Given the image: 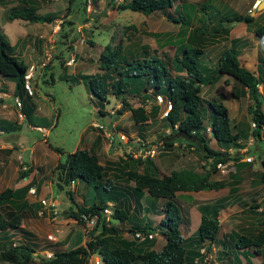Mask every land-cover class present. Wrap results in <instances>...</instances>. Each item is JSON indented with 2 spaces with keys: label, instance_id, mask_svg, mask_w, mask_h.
I'll return each instance as SVG.
<instances>
[{
  "label": "rangeland",
  "instance_id": "374dc122",
  "mask_svg": "<svg viewBox=\"0 0 264 264\" xmlns=\"http://www.w3.org/2000/svg\"><path fill=\"white\" fill-rule=\"evenodd\" d=\"M5 1V4H0V30L28 65L26 75L30 97L22 103L32 102L33 107L29 112L32 121L29 122L21 107L14 103V96L10 92L12 81L0 76V116L17 125V129L10 132H0V190L5 186L16 190L27 183L29 187H34L33 195L27 191L23 195L27 205L21 226L28 233L14 232L9 238L11 242L32 240L36 243L34 257L28 264H41V258L53 246L69 247L78 238L83 244L89 236L92 217L81 225L68 215H63V208L71 200L64 192L56 190L51 181L50 169L54 163L63 161L66 151L75 148L93 149L99 163L106 164L108 161L106 175L119 185L122 192L116 205L123 207L127 216L117 219L113 218L112 213L105 212L102 219L105 223L126 231L124 235L128 238H132L129 227L144 221L153 223L161 216L158 214L161 198L144 192L137 201L128 192L122 191L123 187L128 189L131 183L125 180V174L114 163L122 157L125 162L119 160V165L123 169L140 170V164L135 163L132 153H137L143 142L156 146V153L152 158L158 174L168 173L170 169L179 167L197 172L207 169L210 178H223L228 180V185H235L233 192L229 193L226 185L209 190L204 196L210 202V196L229 193L225 207L217 215L219 227L215 241L203 240V243L208 242L205 250L211 258V264H218L216 251L222 246L218 244V239H227L231 230L239 234H249L261 226L264 197L257 172L262 167L260 158L264 157V132L260 131L258 135L252 133L251 115L246 111L250 99L246 93L240 92V87L231 74L221 73L212 83H202L199 92L203 102L210 97L225 104L233 122L232 128L239 133V146H231L228 152L240 153V157L237 161H233L232 157L229 161H224V172L214 164L210 166L211 158L204 150L200 151L180 142L181 140L172 141L169 148L163 145L161 136L167 132L160 114V109L165 104L163 100L159 103L155 116H149L141 133H138L128 110L115 112L120 106L118 97L107 94V99L102 101L103 106L98 112V102L85 86L84 80L78 78V74H91L94 71L100 73L98 52L105 47L114 50L120 46L122 49L132 50L133 55H139L134 52L145 48L147 52H153L163 59L165 56L170 57L179 36L183 35L185 38L187 34H199L196 28L202 24L210 5L229 6L240 13L250 10L252 20L224 21L226 32L212 34L211 26L216 24L217 15L209 17L207 24L203 26L205 32L198 43L204 50L198 57L199 61L213 66L217 54L230 45L233 37H239L243 43L237 58L240 64L256 73L257 55L264 53V46L253 29L264 21V1L257 8L261 0H173L174 3L184 4L188 9L190 7L189 21L185 26L180 22H171L160 10L143 14L127 7H116L115 0L113 5L106 3V0H35L38 11L53 14L51 21L10 19L7 16V7L17 0ZM84 4L85 8H82ZM181 27L184 28V33L180 31ZM195 39L192 40L194 44ZM70 77L78 79L71 80ZM257 86L260 88V83ZM133 104L136 105L137 102ZM148 107L149 103L145 104L144 109ZM94 121L102 124V127L93 125ZM35 124L47 128V132L44 128H35ZM119 131H125L126 138L122 137L123 140H120L119 136L116 137ZM206 141L211 148L221 150L212 137L207 136ZM55 146L60 151L54 150ZM247 157L250 159H246ZM28 166L30 169L22 175L20 171L26 170ZM230 172L233 174H229ZM92 189L82 181L70 183L71 196L79 204L91 200ZM207 190L203 188L199 192ZM179 191L186 192L177 189L174 197L183 216L185 214L191 217L189 225L194 229L199 215L196 219L195 215L192 216L193 208H189L188 213L187 206L190 204L185 197L194 196V193H185L187 195L184 196ZM95 193L93 192V196L97 198ZM39 197L45 200L43 206ZM252 203L258 206L251 207ZM114 205L115 201L112 200L109 205L111 210ZM39 207L42 212H38ZM181 227V233H187L186 226ZM163 242L164 237L158 232L151 247L158 249ZM42 246L46 247L41 248ZM261 252L262 254L249 256L250 264H264V250ZM238 259L240 264H246L242 254H238ZM88 260L92 264H103L96 253H91ZM194 262L198 264L197 257ZM219 263L233 264L232 254L223 255Z\"/></svg>",
  "mask_w": 264,
  "mask_h": 264
},
{
  "label": "trees",
  "instance_id": "16d2710c",
  "mask_svg": "<svg viewBox=\"0 0 264 264\" xmlns=\"http://www.w3.org/2000/svg\"><path fill=\"white\" fill-rule=\"evenodd\" d=\"M114 0H106L113 5ZM116 7H127L131 10L141 11L147 14L152 10H160L171 22H180L185 26L190 17L188 7L178 4L173 0H115ZM0 0V4H5ZM170 7L172 9L170 10ZM82 8H85V4ZM202 8V6H200ZM35 0H17L7 7L8 18H20L27 21H51L53 14L38 11ZM217 15L216 24L211 26L212 34L225 33L224 21H251L250 10L240 13L229 6H209V9L196 28L199 34H187L178 37L174 50L170 57L165 59L156 56L153 52H147L145 48L135 51L139 55H133L132 50L116 47L114 50L105 47L98 52V67L101 72L94 71L91 74L79 73L78 78L84 80L85 86L93 93L98 102L97 110L103 106L107 94H112L120 99V106L116 113L123 109L129 111L137 131L144 128L146 119L155 116L159 107L155 94H160L162 100L169 102V107L163 116L167 132L161 136V142L166 148L172 145V141L181 140L185 144L202 151L211 158L210 166L217 161H226L230 157L237 161L240 153H229L228 148L239 146L237 142L239 133L233 130V122L227 113V107L221 100L207 98L205 102L200 95L202 83H212L221 73L231 74L238 83L241 93H246L250 99L246 111L251 115L252 133L258 135L264 126V53L258 54L256 73H253L240 64L237 53H240L242 45L239 37H233L229 46L223 48L216 57L213 66L199 61V55L204 51L198 43L205 32L203 26L207 19ZM255 35L260 38L264 46V21L254 29ZM180 31L183 33L184 28ZM194 31V30H192ZM224 31V32H221ZM193 38L195 44L192 43ZM27 63L18 55L14 45L10 43L6 35L0 30V76L13 81L12 95L21 100V110L28 118L32 102L24 104L30 97L24 87ZM71 80L78 78L70 77ZM260 83V88L258 85ZM133 100V101H132ZM133 102H137L136 105ZM149 107L145 110V104ZM208 126V127H207ZM17 125L8 118L0 116V132H10ZM207 136L212 137L222 150L213 149L207 143ZM54 150L60 151L58 146ZM135 163L140 164V170L123 169L119 160L114 162L117 169L125 174V180L131 185L123 187L122 191L128 192L138 201L143 191L161 198L162 202L158 210L160 218L155 222L144 221L129 227L133 231L152 230L159 232L164 237V242L158 249H153V237H147L140 241L125 237L122 230L103 221L102 208L107 201H115L112 207L113 218H126V210L116 204L122 196L120 188L106 175V164L99 163L97 153L90 148H75L67 150L63 161H56L51 170V181L55 189L65 193L69 198L63 208V215H68L75 222L84 225L86 220L95 215L91 228L88 230V238L83 244L78 238L72 246L63 248L52 247L50 256H43L41 264H91L89 256L96 253L103 264H196L194 258L200 254L197 248L202 241L215 240L218 231V209L225 205L230 192L235 190V185H228V180L223 178H210V172L205 169L202 172L185 168L170 169L168 173L158 174L152 156L135 157ZM261 168L257 172L262 197H264V157L260 158ZM122 164V163H121ZM20 171L25 175L29 170ZM229 174H233L230 172ZM82 181L88 187H92L98 197L91 193V200L77 203L71 196L70 183ZM228 185V192L219 196L217 200L202 201L197 204L200 217L193 234L187 238L182 237L179 230V221L183 219L179 203L174 199V191L198 190L203 188L217 189ZM29 188V183L13 190L5 186L0 190V264H28L34 257L35 242L32 240H20L11 242L9 238L14 232L27 234L21 226L25 214L27 200L23 195ZM95 193V194H96ZM258 204L252 203L251 207ZM260 227L253 233L239 234L231 230L226 238L218 239L222 245L216 251L219 259L227 253L232 254V263L240 264L238 254H242L246 264H250L249 256L264 250V216L260 220ZM46 246H42L44 248Z\"/></svg>",
  "mask_w": 264,
  "mask_h": 264
},
{
  "label": "built area",
  "instance_id": "2783aa9c",
  "mask_svg": "<svg viewBox=\"0 0 264 264\" xmlns=\"http://www.w3.org/2000/svg\"><path fill=\"white\" fill-rule=\"evenodd\" d=\"M255 1H257V0H255ZM70 57H72V56H70ZM27 77H28V76L25 74L24 87L30 92V88L28 87V83H27ZM155 97H156V100H157V101H161V100H162V97H161L160 94H155ZM14 101H15V104H16L17 106H20V101H19V99H18L17 97L14 98ZM167 107H169L168 104H167L164 108H162L160 114L165 115V112H166ZM18 114L21 115L20 112H19ZM94 124H95V125H98V127H102V124L98 123L97 121L94 122ZM251 126H254V122H251ZM207 127H208V126H207ZM262 129L264 130V127H262ZM107 135H108V134H107ZM119 136H120L121 138L124 137V133H120ZM155 153H156V146L153 145V144H151V145L146 146V147H145V146H141V147L139 148V151H138L137 153H132V154H133L134 156H135V155H140L141 157H145V156H147V155H154ZM246 159H250V158L247 157ZM224 164H226V163H224V162H222V161H217L216 164H215V166H216L219 170H221L222 172H224V170H222ZM33 188H34V187H29V188H27V192H28L29 194H31V195H33V193H34V189H33ZM39 200H40V202H41V204H42V206H43L44 203H45L44 198L39 197ZM42 211H43V210L41 209V207H39L38 212H42ZM104 211H105V212H109V209L105 207V208H104ZM133 235H134L137 239H142V238H144L145 236H150V235H151V232L144 233V232H141V231H135V232L133 233ZM205 247H206V244H203L201 247H199V253H200L201 255L197 258V263H198V264H211V263H212L211 258L209 257V254H207V250H205ZM45 253H46L47 256L51 254L50 252H45Z\"/></svg>",
  "mask_w": 264,
  "mask_h": 264
},
{
  "label": "crops",
  "instance_id": "0c3cea01",
  "mask_svg": "<svg viewBox=\"0 0 264 264\" xmlns=\"http://www.w3.org/2000/svg\"><path fill=\"white\" fill-rule=\"evenodd\" d=\"M4 33V32H3ZM5 34V33H4ZM7 37V36H6ZM9 40V39H8ZM10 41V40H9ZM11 43V42H10ZM12 44V43H11ZM17 53V52H16ZM18 54V53H17ZM1 78H2V76H1ZM8 79V78H7ZM3 81L5 80V79H2ZM10 80V79H9ZM12 81V80H11ZM12 88H13V81H12V86H11V89H10V92H12ZM0 92H2V90H0ZM33 107V106H32ZM38 125H40V124H38ZM41 126V128L43 129L44 127L42 126V125H40ZM44 129H46V132H47V128H44ZM123 132H125V131H123ZM139 133V132H138ZM127 134V133H126ZM260 184V183H259ZM117 185V184H116ZM117 186H119V185H117ZM206 189H208V188H206ZM177 190V189H176ZM176 190L174 191V194L175 193H177L176 192ZM200 190H202V189H198V190H185L186 192L185 193H190V195H192V193H194L193 195L194 196H185V195H187V194H185V193H181L180 191V194L181 195H184L186 198H187V202L190 204V205H188L187 206V208H188V213L190 212L189 211V208H193L192 209V211H191V214H192V216L193 215H195V219H196V217H198V215H199V217H200V211L198 210V208H197V204L198 203H201L202 201H207V199L204 197L207 193H208V191L209 190H212V189H208L207 191H205V192H203V193H201V192H199ZM213 190H215V189H213ZM181 191H184V190H181ZM195 193H196V195H195ZM224 195V194H223ZM219 196H222V195H219ZM219 196H216V197H212V196H210L212 199H211V201H214V200H217L218 199V197ZM173 197H174V195H173ZM195 197H197V198H195ZM174 199H175V197H174ZM176 200V199H175ZM210 201V202H211ZM186 202V204H188ZM108 203H111V201H108ZM225 205H226V202H225ZM225 205L223 206V207H221V208H219L218 209V212L221 210V209H223L224 207H225ZM181 209V208H180ZM182 213V212H181ZM183 214V213H182ZM217 215H218V213H217ZM185 216V217H184ZM184 216H183V219L182 220H180L179 221V223H178V225H179V230H180V233H181V225L183 226V227H185L186 226V228H187V233H185V234H182L181 233V235H182V237H187V238H189L192 234H193V231H194V229L196 228V224H197V222H198V219H197V222L196 223H194V225H195V227H194V229H192L191 228V226L189 225L190 224V219H191V217H189L188 215L186 216L185 214H184ZM121 229V228H120ZM122 232V234L124 235L125 233H127L126 231H124V230H122L121 231ZM125 236V235H124ZM229 236V234H227V237ZM126 237V236H125ZM154 237H155V235H154ZM154 237H153V240H154ZM216 238V237H215ZM215 241V240H214ZM81 242V241H80ZM202 243H203V241H202ZM162 245V244H161ZM222 247V246H221Z\"/></svg>",
  "mask_w": 264,
  "mask_h": 264
},
{
  "label": "clouds",
  "instance_id": "9594fccd",
  "mask_svg": "<svg viewBox=\"0 0 264 264\" xmlns=\"http://www.w3.org/2000/svg\"><path fill=\"white\" fill-rule=\"evenodd\" d=\"M25 74H26V72H25ZM24 79H25V77H24ZM27 83H28V82H27ZM29 88H30V87H29ZM26 90H27V89H26ZM27 92L30 93L28 90H27ZM13 96H14V95H13ZM15 97L18 98V96H14V98H15ZM155 98H156V97H155ZM18 99H19V101H20V106H18V107H21V100H20V98H18ZM161 101H162V100H161ZM161 101H157V100H156L157 103H160ZM14 103H15V101H14ZM164 103H165L164 106H166L167 104H168V106H169V102H165V101H164ZM164 106L161 107L160 111L162 110V108H164ZM167 109H168V107H167ZM167 109H166V110H167ZM161 115H162V114H161ZM163 116H164V115H162V117H163ZM94 122H96V121H94ZM94 122H93V125H95ZM251 122H252V121H251ZM98 123H99V122H98ZM95 126H98V125H95ZM34 127H35V128H38V127L40 128L41 126L38 125V124H35ZM251 127H252V126H251ZM262 127H264V126H262ZM98 128H101V127H98ZM260 131H263V132H264V130H263L262 128L260 129ZM118 133H119V134H120V133H124V137L126 138V135H127L126 132L119 131ZM118 133L116 134V137L119 136ZM119 138H120V140H123V138H121L120 136H119ZM142 142H143V141H142ZM143 143H144L143 146H145V147H146V146H149V145H151V144H153V143H150V144H147V143H146V144H145V142H143ZM220 149L222 150V148H220ZM227 150H229V148H228ZM132 155H133V154H132ZM154 155H155V154H154ZM154 155H148V156H154ZM133 156H134V155H133ZM134 157H141V156H140V155H135ZM145 157H146V156H145ZM141 158H143V157H141ZM228 161H229V160H228ZM222 162H224V161H222ZM75 182H76V181H75ZM30 187H33V186H30ZM33 189H34V188H33ZM26 191H27V190H26ZM144 192H145V191H143V193H144ZM27 193H28V192H27ZM28 194H29V193H28ZM33 194H34V193H33ZM30 195H31V194H30ZM107 203H108V201H107ZM110 204H111V203H108L107 205H105V206L102 208L103 215H105V211H104V208H105V207L109 209V212H108V213H111V212H112L111 208L109 207ZM91 217H92V219H93V221H94V217H95V215H92ZM91 217H89V219H90ZM87 220H88V219H87ZM135 231H141V232H144V233L151 232V235H150V236H145L144 238L151 237V236L153 237V235H155L156 233H158V232H155V231H152V230L142 231V230H139V229H134L133 231H131V237L134 238V239L137 240V241H140V240H142V239H144V238H142V239H137V238L133 235V233H134ZM203 244H206V246H207V245H208V242H206V243H201V245H200L199 247H201ZM199 247H198V248H199ZM197 251H198V250H197ZM33 252H34V251H33ZM46 252H50V251H46ZM198 253H199V251H198ZM199 254H200V253H199ZM50 255H51V254H50ZM50 255H48V256H50ZM200 255H201V254H200ZM200 255H199V256H200ZM46 256H47V255H46ZM199 256H198V257H199ZM198 257H197V258H198ZM215 257H216V256H215ZM91 264H92V263H91Z\"/></svg>",
  "mask_w": 264,
  "mask_h": 264
},
{
  "label": "water",
  "instance_id": "95a60500",
  "mask_svg": "<svg viewBox=\"0 0 264 264\" xmlns=\"http://www.w3.org/2000/svg\"><path fill=\"white\" fill-rule=\"evenodd\" d=\"M262 1H264V0L259 1L258 5H257V8H258V6L261 5Z\"/></svg>",
  "mask_w": 264,
  "mask_h": 264
}]
</instances>
